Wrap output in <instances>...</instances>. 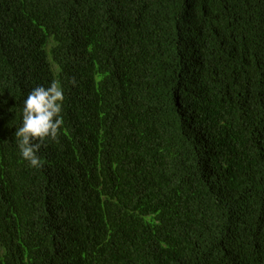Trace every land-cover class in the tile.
<instances>
[{"label":"trees","instance_id":"trees-1","mask_svg":"<svg viewBox=\"0 0 264 264\" xmlns=\"http://www.w3.org/2000/svg\"><path fill=\"white\" fill-rule=\"evenodd\" d=\"M0 264H264V0H0Z\"/></svg>","mask_w":264,"mask_h":264},{"label":"clouds","instance_id":"clouds-1","mask_svg":"<svg viewBox=\"0 0 264 264\" xmlns=\"http://www.w3.org/2000/svg\"><path fill=\"white\" fill-rule=\"evenodd\" d=\"M64 98L62 87L57 81H53L47 88H33L23 102V123L14 135L22 158L31 167L43 166L37 153L45 146V141L58 140L64 125L61 115Z\"/></svg>","mask_w":264,"mask_h":264},{"label":"bare ground","instance_id":"bare-ground-1","mask_svg":"<svg viewBox=\"0 0 264 264\" xmlns=\"http://www.w3.org/2000/svg\"><path fill=\"white\" fill-rule=\"evenodd\" d=\"M140 64V63H139Z\"/></svg>","mask_w":264,"mask_h":264}]
</instances>
